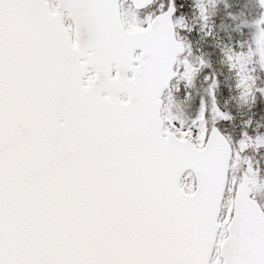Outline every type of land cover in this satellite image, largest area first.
Wrapping results in <instances>:
<instances>
[{"label": "snow or ice", "instance_id": "1", "mask_svg": "<svg viewBox=\"0 0 264 264\" xmlns=\"http://www.w3.org/2000/svg\"><path fill=\"white\" fill-rule=\"evenodd\" d=\"M214 3L0 0V264H264V0L228 85Z\"/></svg>", "mask_w": 264, "mask_h": 264}, {"label": "trees", "instance_id": "2", "mask_svg": "<svg viewBox=\"0 0 264 264\" xmlns=\"http://www.w3.org/2000/svg\"><path fill=\"white\" fill-rule=\"evenodd\" d=\"M183 5V11L186 15L193 14L192 0H185ZM251 9H255L254 4L251 2H243L242 0H215V3L210 7V11L212 13L210 24L213 25L212 37H205L203 33L197 32L190 34L193 46L200 48L206 58L211 61V64L216 72L223 75L224 80L222 83L224 85L231 84L234 81V76L232 73L228 72L226 66L221 63L220 49L225 46L231 47L236 41L247 38V32H245L244 36H241L236 26L240 20L245 18V16L250 19ZM231 16H236L238 19L233 20ZM185 36L188 37L189 34L185 33ZM196 39L200 41L199 44L195 41ZM202 74L206 75L207 72H202ZM199 79L200 78L198 77L195 82V86L192 89L193 99L196 100L198 99V94H203L204 88L206 87L204 81H199ZM201 79H203V77H201ZM234 95V90L227 96H225L222 91L218 92V96L222 104L225 100H228L229 109L236 111L238 115L242 112L244 116H247L248 110L246 108L238 109L237 103L231 99ZM183 107H185L187 112L182 110L180 105L179 112L190 115L195 111L194 107L186 102H183ZM256 113L257 119L264 117V114H262L258 109H256Z\"/></svg>", "mask_w": 264, "mask_h": 264}, {"label": "rangeland", "instance_id": "3", "mask_svg": "<svg viewBox=\"0 0 264 264\" xmlns=\"http://www.w3.org/2000/svg\"><path fill=\"white\" fill-rule=\"evenodd\" d=\"M242 1H243V2H251L252 4H254V0H242ZM205 2L207 3V0H205ZM255 11H256L255 9H251V10H250V12H251V16L255 14ZM185 16L188 18V23H189V24H192V23L195 22L194 19H193V14H188V15H185ZM196 35H197V34H196ZM195 41L197 42V44L200 43V41H199L198 39H196ZM259 72H260V77L264 78V72H261V71H259ZM196 80H197V79H196ZM199 81H204V80L200 78ZM195 90H196V89H195ZM181 96H182V94H178L176 104L178 105V107H179V105H180L181 109L184 110V111H186V110H185V107H183V101H182V99H181ZM186 103L191 104V105L194 107V110H195V107H196V99H193L192 101H189V102H186ZM257 109H258L262 114H264V107H257ZM186 112H187V111H186Z\"/></svg>", "mask_w": 264, "mask_h": 264}]
</instances>
